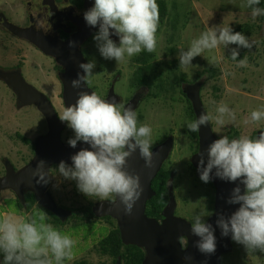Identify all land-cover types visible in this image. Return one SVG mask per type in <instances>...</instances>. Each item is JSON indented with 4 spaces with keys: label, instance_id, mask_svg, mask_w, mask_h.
Masks as SVG:
<instances>
[{
    "label": "clouds",
    "instance_id": "9594fccd",
    "mask_svg": "<svg viewBox=\"0 0 264 264\" xmlns=\"http://www.w3.org/2000/svg\"><path fill=\"white\" fill-rule=\"evenodd\" d=\"M261 4H264V0H243L242 6L249 9L251 19L256 20L264 17ZM159 19L157 0H93L92 7L83 13L86 26H98L92 39L99 56L103 60L124 65L142 51L152 53L157 50ZM112 36L117 37L118 42ZM254 43L243 32H234L230 24L207 26L187 49L182 45L178 47V67L188 71L196 67L191 63L194 58L221 47L229 49L230 45L236 47L229 49L228 59L239 67H246L247 56L238 59L240 49H251ZM221 59H225V56ZM78 67L81 71L70 81V87L76 90L75 103L64 107L58 118L66 122L74 133L67 141L69 147L76 148L78 142L88 147L72 155L70 165L59 162L54 175L75 181L77 190L90 199L110 202L118 199L123 212L131 215L143 188L140 176L127 170V162L138 152L145 168L153 166V129L148 124L138 122L137 112L131 106L115 99L102 98L94 91L81 90L83 85L91 84L98 74L94 72L97 67L95 59ZM210 103L215 105L211 113L203 112L187 123L190 132L198 133L201 126H211L210 122L217 125V131L236 122V112L228 104L215 100H210ZM262 121L264 105L251 111L244 123L258 125ZM205 153L206 163L205 154H201L197 165L202 182L208 183L214 175L222 181H239V185L244 186L243 194L238 185L227 200L228 204H239V208L228 218L219 216L216 220L221 236H230L233 242L245 248L249 256L257 251L264 253V131L255 137L241 135L230 138L220 135ZM44 168L45 161H38L32 173L37 183L49 182ZM211 215L203 204L201 210L190 217V232L198 237L193 246L204 255L213 254L216 250L215 229L204 219ZM49 219L41 210L36 218L14 214H5L0 218V264L71 262L77 241L48 222ZM181 243L186 248L188 239L181 238ZM181 259L186 262L190 258Z\"/></svg>",
    "mask_w": 264,
    "mask_h": 264
},
{
    "label": "rangeland",
    "instance_id": "374dc122",
    "mask_svg": "<svg viewBox=\"0 0 264 264\" xmlns=\"http://www.w3.org/2000/svg\"><path fill=\"white\" fill-rule=\"evenodd\" d=\"M163 1L167 6V17L157 34L158 47L153 52L157 72L161 78L159 85L150 92L157 94V96L144 102L146 104L140 107L141 110L138 111L137 115L139 123L148 124L152 127L154 144L162 137L164 138L167 133L173 136V152H171L164 168L174 173V176L168 181L169 185H172L176 198L181 201L180 212L183 206L184 212L187 210L191 213V209L197 211L199 204L196 201L199 196L206 195L209 197L211 190L209 186H204L201 181H195L192 173L186 169L189 156L186 150L190 145L186 139V125L191 122L192 111L189 112L184 98L181 97L176 80L180 75H185L188 83L202 81L200 95L206 112L211 113L214 110L215 105L211 104L210 100L223 101L235 110L236 122L227 124L219 131H217V125L210 122L212 133L216 139H219L220 135H231L233 132H236L238 137L241 135L252 136L254 132L263 130L264 121L258 125L245 124L244 121L249 117L251 111L260 105H264V24L260 21L261 17L256 20L251 19L250 10L242 6L243 0ZM0 9L10 16V11H13L14 5L8 3L6 7ZM260 23L262 25L261 31L257 29ZM228 24L233 30L241 26L250 27V34L246 37H249L255 43L251 49H245L248 61L246 67H239L236 62L228 59L229 49L232 48V45L229 46V49L221 47L206 51L201 57L194 58L191 63L196 67L188 71L178 67L179 46L182 45L187 49L191 41L198 37L202 31H205L207 26H225ZM0 37H2L1 34ZM3 44L5 45V40L0 44V65L5 67L13 64L9 62H12L11 59L14 58L15 51L14 48L4 51L1 48ZM21 44L19 42V47L23 46ZM86 47L87 52H89V60L95 59L97 63L94 72L98 74L89 84L90 87H95L98 90L97 93L104 97L111 76L118 69H122L124 74L116 84L115 90L122 99L127 98L131 94L133 83L130 84L131 69H128L124 64H116L115 61L103 60L99 56L92 38L86 44ZM222 56H225V59H221ZM32 60L38 62L42 59L33 54ZM35 64L39 63H33V65ZM25 69L28 83H33L34 86L47 90L45 93L48 94L57 90V84L53 77H47L44 71L39 76L35 75L34 69H29V63H25ZM211 70L213 71V77L209 78L208 71ZM225 73H228V75L226 76ZM48 80L52 82L51 90H48V85L45 84L48 83ZM192 115L194 116L193 112ZM42 118L43 116L34 106H24L19 109L13 93L4 82L0 81L1 175L4 173L5 162H9L16 169H22L26 165L23 162L26 161V156L30 155L31 151L23 145L20 139L32 143L38 137L45 135L47 126ZM63 133L61 134L63 142L68 141L74 135L70 128ZM55 168L51 169L53 173ZM54 181L59 189L58 194L67 204H70V200L74 201V199H76L75 205H85L88 202L93 203L98 200L96 198L90 199L80 192H78V196H71L69 190L71 186L76 184L75 181L65 180L58 174L54 175ZM3 192L5 193L2 196L10 195L8 191ZM20 210L21 208L13 200L6 201L5 206L0 203V218L5 214L24 216V212ZM207 211H209V208H207ZM37 215L34 212V216L37 217ZM69 221L73 223L67 225L66 229L60 230L71 235L77 241L72 261L83 258L87 259L86 261L89 264H94L97 262L96 259L92 255H90L92 258L87 256L86 251L94 250L97 247L96 245L107 235V229L103 226L99 227V222L95 219L83 224L79 213L74 214ZM55 227L58 228L56 224ZM0 259H2V256H0ZM72 261L66 262V264H71ZM221 261L222 264H264V253L257 251L253 256H249L242 245L232 241L231 254L223 257Z\"/></svg>",
    "mask_w": 264,
    "mask_h": 264
},
{
    "label": "water",
    "instance_id": "95a60500",
    "mask_svg": "<svg viewBox=\"0 0 264 264\" xmlns=\"http://www.w3.org/2000/svg\"><path fill=\"white\" fill-rule=\"evenodd\" d=\"M93 5V0H85L84 9L87 11ZM264 7V4H263ZM14 36L18 38H26V32L11 25H4ZM98 30L86 26L81 27V33L66 44L60 46L61 50L58 54H53L58 64L62 66L63 73L59 75L62 84L63 93L62 100L64 107L75 103L76 90L70 87V81L76 78V75L81 70L79 64L85 63L82 54L78 50L79 44L83 39L87 38L91 32ZM112 36L111 38H113ZM33 43L39 47L44 53L46 48L39 45L35 40ZM72 44L73 46H69ZM0 80L13 91L16 95L17 101L23 106H34L38 112L44 117L48 133L39 138L35 145V156L33 160L21 170L15 172L9 162H5V175L0 179V192L3 190H12L16 198L23 201V191L30 190L34 193L38 205L56 214V208L52 199L45 193V184L43 182L37 183L36 178L32 177V173L36 168L38 161H45L44 171L49 174L50 169L58 165L59 162L64 161L71 164V156L78 152L81 148H87L88 145L78 143L76 148L69 147L68 144H62L60 134L64 129L66 123L61 122L47 100V98L29 86L18 73H4L0 71ZM85 89H84V88ZM201 83H195L183 88V93L191 105L194 117L197 118L201 113L206 112L203 108L200 99ZM81 90L93 92L85 84ZM105 99H115L119 102V98L114 93L113 85ZM135 98H133L126 106L136 108ZM260 133V132H259ZM257 133V136H259ZM198 151L197 154L191 158V164L196 171L197 177L200 173L197 170L198 161L201 154L204 155L205 163L207 156L205 150L208 146L216 140L213 136L210 124L201 126L197 133ZM172 148V140L169 139L161 146L152 149L153 151V166L145 168L144 161L139 157L138 152L128 159L127 170L130 173H135L140 176L143 193L140 200L134 206L132 214L126 215L123 212L122 206L117 199L115 202H102L97 204L93 213L96 217H110L116 221L117 229L121 242L125 246H134L144 252V260L142 264H222L221 256L231 250V239L229 237L221 236V231L216 227V220L219 216L228 218L238 208L239 204H228L227 200L231 197L233 188L239 185L237 182H227L211 176L210 181L215 187L214 211L208 218L207 223L212 224L215 229L216 250L213 254H201L193 245L198 240L190 232V225L179 218H174V211L176 208V201L172 194H169L167 206L161 212L160 220L149 218L145 214L146 203L153 196L154 192L151 189V182L158 174L162 164L168 158ZM215 171V170H213ZM241 194H243V185H239ZM181 238L188 239V246L183 248L180 243ZM182 257H189L188 261H182ZM116 264H119L117 262Z\"/></svg>",
    "mask_w": 264,
    "mask_h": 264
},
{
    "label": "flooded vegetation",
    "instance_id": "af4514ba",
    "mask_svg": "<svg viewBox=\"0 0 264 264\" xmlns=\"http://www.w3.org/2000/svg\"><path fill=\"white\" fill-rule=\"evenodd\" d=\"M84 2H85V0H0V8L6 7L8 5V3H10L11 5H14L13 11H10V16H8L5 13V11L0 9V34L2 36V37H0V44L3 40H5V45L3 44L1 48L4 51H9L12 48H14V51H15L14 58L11 59L12 62H9V63H13V64L5 66V67L0 65V70H1V72H4V73H10V74L18 73V74H20L22 79L26 83H28L27 82L28 78H27L26 69H25V63H29V69L30 70L34 69L35 75L39 76V74L44 71L47 74V77H53V80H55V82L57 84V90L54 91L53 93H50V94L45 93L47 90H43L40 87L34 86L33 83H28V84H29V86L32 85L31 87L33 89H35L36 91H38L39 93H41L42 95H44L47 98V100L49 101V103L53 107L57 118L60 115L59 113H61L62 109L64 108V104H63V100H62L63 88H62L61 81L59 79V75L62 74L64 71H63L62 66L58 64L57 60L52 55L55 53L58 54L59 51L61 50L60 46L71 41L79 33H81V27L85 25V21L83 20V13L85 12ZM7 24L11 25L13 27L19 28L21 30H24L26 32V38H18L16 36H14L9 30H7L5 28L4 25H7ZM96 31H98V30H94L93 32H91V34L87 38L83 39L82 42L78 46V50L82 54L85 63L89 61V52H87V50H86V48H87L86 44L90 41V39L93 37V35L95 34ZM112 39L114 41L118 42L117 37L114 36ZM33 40H35L43 48L45 47L46 53H44L42 50H40L39 47H37L33 43ZM19 42L22 43L23 46L19 47ZM33 54L40 57L42 60H38V62L33 61L32 60ZM33 63H39V64L33 65ZM126 67L128 69H131V71H132L131 72L132 75L130 77V79H131L130 84H131V82H133L131 94L127 98H123V99L121 98V96L117 95V92L115 90V86L119 82L120 77L124 74L122 69H118V71L113 73V75L111 76L110 82L107 84V87H106V90L104 93L105 96L104 97H102L101 95L100 96L102 98H106V96L110 90V87L113 85L114 93L119 98L120 103L127 105L133 98L136 99L135 100V102H136L135 110L138 114V111L141 110L140 107H142L143 104H146L144 102H146L148 99L154 98V94H152L150 92L153 89H155L156 86L159 85V80L161 77L159 76V74L157 72L156 61H154L153 52L149 53L147 51H142L139 55L134 56L131 59L130 63L126 65ZM141 80H146V85H142L141 84L142 82L139 83V81H141ZM185 81H186V77H185ZM1 82H3V81H1ZM199 82H202V81H195L193 83L187 82L185 84H182L179 87V93L181 94V91L183 90V88L186 85L187 86L193 85V84L199 83ZM156 83H158V84H156ZM45 84L48 85V90L49 89L51 90V84H52L51 80L50 81L48 80V83H45ZM86 85L92 91L97 93L98 90L95 87H92V86L90 87L89 84H86ZM9 90L13 93V91L11 89H9ZM163 91H164V89H163ZM13 95L17 101L16 95L14 93H13ZM181 97L184 98L182 95H181ZM17 104H18L19 109L24 107V106H19L21 104L18 101H17ZM59 110H60V112L58 113ZM191 111H192V109H191ZM43 119H44V117H43ZM194 119H195V117H194ZM45 123H46V121H45ZM46 126H47V123H46ZM67 129H69V128L67 127V125H65L61 134L63 132H66ZM47 133H48V127H47ZM61 134H60L61 143L67 144V141H65V142L62 141ZM45 135H43L42 137H44ZM169 139L172 140V148L170 150L168 158L162 164L159 172H161V170L164 169L165 163L170 158L169 156H171L170 155L171 152H173L172 151L173 145H174L173 136L169 133L165 134L164 138L162 137L161 140L156 141L153 148H152V149H154V148L161 146L162 144L166 143ZM186 139H187L188 143L190 144L188 146V149L186 150V152L188 151L187 153L189 154L188 159H187L186 169L188 170V172L192 173L193 179H195V181L196 180L201 181L200 178L197 177L196 171L190 162L191 158L197 154L198 138L194 139L191 136L190 131L187 129L186 130ZM20 140L23 143V145L25 147H28V149L31 151L30 155L26 156V161L23 162V164H26V165H24V167H25L33 160V158L35 156V145H36L35 141L36 140L32 143L26 142L25 140H22V139H20ZM34 143H35V145H33ZM78 143H80V142H78ZM26 162H28V163H26ZM188 164H190L191 167L193 168V170H194L193 172L190 171ZM24 167H22V168H24ZM55 167H57V165L53 166L52 168L54 169ZM13 169L15 172L21 170V168L16 169L14 166H13ZM51 169H50V171H51ZM3 172L4 173L2 175L0 174V179L3 178L5 175L4 169H3ZM159 172H158V174H159ZM54 174L55 173H53V171H51V174L49 172V174L47 176V179L49 182L47 184H45V193L48 194L49 197L52 199V202L54 203L55 208H56V214H52L47 209L38 205V202L35 199L34 193L30 190H24L23 191V201L22 202H20L16 198V195L12 190H10V189L3 190V191H8L10 194L9 196H2V194L5 192L1 191L0 192V203H1V205L5 206L6 201L13 200V202H15L18 207L22 206L20 211L24 212L25 217L31 216L32 218H36L34 216V212H36L38 214V212L41 210V211L45 212L50 217L48 222L52 223L54 226L56 224L58 226V229H62V230L66 229L67 225L73 223V222H70L69 219L74 214H78V213L80 214V219H81L83 224H86L89 221H93V219H95V221L97 220L99 222V224H98L99 227L103 226L104 228L107 229V235H105L104 238L101 239V242L98 245H96L97 247L94 248V250H87L86 255L89 257H91L90 255H92L93 258L96 259L97 262H95L94 264H111V258L113 256L110 255L109 251H107V254L102 255L101 251H103V250H101V248L104 247V241L107 239L110 231H114V230L118 231L116 221L110 217H107V216L106 217H96L93 213V209L97 204L102 203V202H110V201L96 200L93 203L88 202L85 205H75L76 199H74V201L70 200V204H67V203H65L66 201H64L62 199V197H60V195L58 194L59 189L55 185ZM157 175H156V177H157ZM156 177L151 182V189H152V183L154 181H156ZM209 183L211 185L209 187L211 190V193L209 194V197H207L206 195H200L199 196V199L196 201L199 204L197 207V211H193V209H191L192 210L191 213L187 210L184 212L183 206H182V209L180 212L179 208L181 207V204H180L181 201L179 199H177L176 196L174 195V198L176 201V208H175V211L173 214L174 217L179 218V219H181L184 222L189 224L190 223V217L193 215V213L199 212L201 210L203 204L206 206V210H207V208H209V212L213 213V211H214L215 187L211 181H209ZM168 184H169V181H168ZM202 184L206 185L208 183L202 182ZM74 185H76V184H74ZM74 185L71 186V188L69 190L70 195L71 196L72 195L78 196L79 191L77 190L76 186H75L76 188L74 187ZM169 194H172V195L174 194V191H172V185L167 186V194H166L167 197H169ZM155 195L156 194L154 193V196ZM154 196L152 198H154ZM211 196L213 199L212 204L209 201L211 199ZM149 201H147V203H146L145 214L147 217L159 221L160 216H161V212L163 211V209L167 205L168 201H167L166 205L160 210V213H159V215H157V217L151 216V215L149 216L148 212L154 213L151 210L150 206L148 205ZM210 207L212 208V210L210 209ZM88 211L91 212L92 216H88V213H89ZM209 217L210 216L204 218L206 220V222H207ZM75 224H77V223H75ZM118 235H119V232H118ZM119 239H120V236H119ZM120 243H121V245H123L121 242V239H120ZM180 243H181V240H180ZM106 244L107 243H105V247H106ZM181 245L183 246V248H185L182 243H181ZM123 246H125V245H123ZM137 249H139V248H137ZM139 250H141V249H139ZM231 251H232V240H231ZM231 251L227 254H223L221 256V260L223 257L227 256L228 254H231ZM142 253H143V259L141 261V264L144 260V252L142 251ZM76 257H78V255H76ZM114 258H115L114 264H116L117 262H119V264H124L123 254L118 255L117 257L115 256ZM86 260L87 259L81 258V260L72 261L71 264H81V263L82 264H89ZM221 263H222V261H221ZM91 264H93V263H91Z\"/></svg>",
    "mask_w": 264,
    "mask_h": 264
},
{
    "label": "trees",
    "instance_id": "16d2710c",
    "mask_svg": "<svg viewBox=\"0 0 264 264\" xmlns=\"http://www.w3.org/2000/svg\"><path fill=\"white\" fill-rule=\"evenodd\" d=\"M157 3L159 5V28L157 31V34L160 31V28L164 22V19L167 17V6L166 3L163 0H157ZM261 7H263V4L260 5ZM261 23L264 24V17H261L260 19ZM260 25L257 27V29H259L260 31L262 30V25ZM234 32H243L245 36L250 34V27L249 26H241L238 27L236 30H233ZM236 47L235 45H232V48ZM246 50L241 48L240 49V56L238 57V59H241L245 56V52ZM230 57V53L228 55V58ZM230 60V59H229ZM209 74V78L213 77V71H208ZM142 82V83H141ZM178 87H180L182 84L187 83L185 81V75H180V77L176 80ZM139 83H141L142 85H146V80H141L139 81ZM181 95L184 97L189 112H191V106L190 103L187 101V99L185 98L184 93L181 91ZM157 94H154V97H156ZM194 119V116L192 115L191 112V121ZM191 133V136L194 139H197V133ZM256 132H254L252 134V137H255ZM230 138H237L238 134L236 132H233L231 135H228ZM21 141V140H20ZM190 171L193 172V168L191 167L190 164H188ZM174 176V173L172 171H167V169H162L161 172H159V174L156 177V181H154L152 183V190L153 192L156 194L154 196V198H152L148 205L150 206L151 210L154 212H148L149 216H155L157 217V215H159L160 210L166 205L167 201H168V197H167V186H168V180L171 179V177ZM204 186H211L210 183L208 182V184L204 185ZM211 202V204L213 203V199L211 196V199L209 200ZM26 203V202H25ZM22 207V206H21ZM19 206V208H21ZM210 209L212 210V208L210 207ZM150 210V211H151ZM88 216H92L91 212L88 211ZM105 243L106 247H105ZM109 243V244H108ZM109 249V250H108ZM101 254L105 255L107 254V251H109L110 255L113 256L111 258V264L115 263V256L117 257L118 255L123 254L124 258V264H141V261L143 259V253L141 250L137 249L134 246H123L120 243V239H119V235H118V231L114 230V231H110L107 239L104 241V247L101 248ZM115 253V254H114ZM82 264V263H81Z\"/></svg>",
    "mask_w": 264,
    "mask_h": 264
},
{
    "label": "bare ground",
    "instance_id": "6f19581e",
    "mask_svg": "<svg viewBox=\"0 0 264 264\" xmlns=\"http://www.w3.org/2000/svg\"><path fill=\"white\" fill-rule=\"evenodd\" d=\"M260 131H264V129H263V130H260ZM260 131L256 132L255 135H257V133H259ZM4 170H5V167H4ZM166 206H167V205H166ZM166 206H165V207H166ZM174 218H175V217H174ZM230 251H231V250H230ZM230 251H229V252H230ZM229 252H228V253H229ZM226 254H227V253H226Z\"/></svg>",
    "mask_w": 264,
    "mask_h": 264
}]
</instances>
